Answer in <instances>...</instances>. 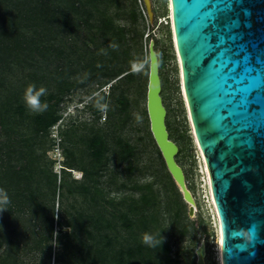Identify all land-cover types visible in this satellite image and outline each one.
Returning <instances> with one entry per match:
<instances>
[{
	"label": "trees",
	"instance_id": "1",
	"mask_svg": "<svg viewBox=\"0 0 264 264\" xmlns=\"http://www.w3.org/2000/svg\"><path fill=\"white\" fill-rule=\"evenodd\" d=\"M131 2L136 10V0ZM112 6L118 0H0V196L6 194L9 200L7 211L0 212V264H151L159 256L170 260L164 239L160 246L141 242L116 249L114 215L107 210L110 203L98 171L81 170L82 179L67 189L71 170L66 168L73 169L74 163L67 162L58 176L37 152L59 120V96L71 87L67 78L75 76L66 72L71 65L84 70L79 87L97 85L90 105L111 81L117 83L110 86L113 92L120 83L142 76L131 70L136 56L148 63L144 32L136 25L141 14L134 11L126 29L115 25ZM121 45L126 48L120 50ZM33 84L35 90H47L40 100L48 107L32 115L23 95ZM117 101L121 108L127 106L126 100ZM100 144L98 137L91 138L94 155ZM64 190L75 196L69 207ZM145 191L149 185L141 191V202L149 205ZM146 233L163 238L155 231Z\"/></svg>",
	"mask_w": 264,
	"mask_h": 264
},
{
	"label": "rangeland",
	"instance_id": "2",
	"mask_svg": "<svg viewBox=\"0 0 264 264\" xmlns=\"http://www.w3.org/2000/svg\"><path fill=\"white\" fill-rule=\"evenodd\" d=\"M151 3L152 19L142 0H136V10L131 0H118V6L110 9L111 17L115 25L119 23L126 29L131 28L134 11L140 12L143 17H139L137 29L144 32L142 42L146 45L147 56L152 46L158 61L160 59L159 76L161 98L166 109V127L169 138L178 147L175 161L184 173L185 185L194 204L184 198L161 160V154L159 158L157 153L158 148L150 132L146 96L142 97V90L146 88L145 79H148V63L144 65V58L139 62V56L131 64V70L139 72L135 67L139 66L142 76L120 83L113 92L110 86L117 83L111 81L101 88L102 96L93 105L90 102L99 92L95 90L97 85L79 87L84 70L79 65H71L66 72L75 76L67 78L71 87L59 96L61 102L56 106L59 120L50 126L37 152L42 155L41 162L51 167L58 176L67 162L74 163L73 169L66 168L67 171L71 170L66 179L67 189L74 185V180L82 179L81 170L98 171L110 203L107 210L114 215L115 229L112 234L116 249L136 246L143 242L146 230L155 231L161 233L168 243L170 262L160 260L159 256L151 264H196V250L200 246L204 247L205 264H219L217 227L203 163L181 92L178 61L170 21L167 19L168 0H151ZM141 6L146 10L147 19L142 14ZM147 35L149 38H146ZM125 48L126 45H121L119 49ZM131 52H134L133 49ZM119 98L126 100L127 106L121 108L117 101ZM138 116L142 117L140 122ZM93 136L101 141L97 146L99 154L96 155L89 147ZM146 185L150 187L149 192H144L150 197L149 205V202H141V191ZM63 192L65 206L69 207L74 203L75 196L67 194L65 190Z\"/></svg>",
	"mask_w": 264,
	"mask_h": 264
},
{
	"label": "water",
	"instance_id": "3",
	"mask_svg": "<svg viewBox=\"0 0 264 264\" xmlns=\"http://www.w3.org/2000/svg\"><path fill=\"white\" fill-rule=\"evenodd\" d=\"M142 1L152 19L151 0ZM168 10L181 92L217 218L219 264H264V0H168ZM146 111L181 190L185 177L167 131L152 46ZM250 228L255 235L249 241ZM238 230L244 239L233 237ZM204 256L200 246L196 264H205Z\"/></svg>",
	"mask_w": 264,
	"mask_h": 264
},
{
	"label": "clouds",
	"instance_id": "4",
	"mask_svg": "<svg viewBox=\"0 0 264 264\" xmlns=\"http://www.w3.org/2000/svg\"><path fill=\"white\" fill-rule=\"evenodd\" d=\"M115 47V45H113ZM135 66V65H134ZM137 71H140L141 68L139 66H135ZM47 90L43 87H41L39 90H35V85H29L23 95V101L25 106L33 113H41L43 111L47 110V104L46 103H41L40 97L42 95H45ZM138 122L142 120V117L138 116L137 117ZM4 192L3 189H0V193ZM9 204V200L6 194L3 196H0V212H5L7 211V205ZM221 224L222 228H224L223 224V218L221 217ZM248 234V239L249 241L254 238L255 231L254 228H250L247 230ZM233 237H238L241 239H244V232L243 230H238L234 231L232 233ZM163 242V238L159 236V234H156V236L150 235V234H144L143 236V243L150 246V247H155V246H160L161 243Z\"/></svg>",
	"mask_w": 264,
	"mask_h": 264
},
{
	"label": "bare ground",
	"instance_id": "5",
	"mask_svg": "<svg viewBox=\"0 0 264 264\" xmlns=\"http://www.w3.org/2000/svg\"><path fill=\"white\" fill-rule=\"evenodd\" d=\"M169 17H170V12H169ZM201 160H202V157H201ZM202 163H203V161H202ZM203 169H204V173H205L206 184L208 186V178H207V175H206L204 163H203ZM186 189H187L186 188V185L181 186V190L186 194V198H187L188 203H190V204L193 205L194 204V201H193L191 195H189L187 193ZM208 194H209V199L211 200L209 187H208ZM211 204H212V200H211ZM212 207H213V204H212ZM213 212H214V219H215V223H216V227H217V252H218L217 254H218V260H219V230H218V223H217V218H216V215H215L214 207H213Z\"/></svg>",
	"mask_w": 264,
	"mask_h": 264
},
{
	"label": "built area",
	"instance_id": "6",
	"mask_svg": "<svg viewBox=\"0 0 264 264\" xmlns=\"http://www.w3.org/2000/svg\"><path fill=\"white\" fill-rule=\"evenodd\" d=\"M140 2V1H139ZM141 10H142V14H143V16L145 17V19H147V13H146V10H145V8L143 7V6H141ZM168 18V20L170 21V17H169V15L167 16Z\"/></svg>",
	"mask_w": 264,
	"mask_h": 264
}]
</instances>
